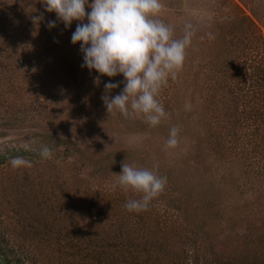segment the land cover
<instances>
[{
	"label": "rangeland",
	"instance_id": "374dc122",
	"mask_svg": "<svg viewBox=\"0 0 264 264\" xmlns=\"http://www.w3.org/2000/svg\"><path fill=\"white\" fill-rule=\"evenodd\" d=\"M161 3L174 38L192 37L182 69L160 90L166 115L153 127L107 113L104 85L124 77L81 67L80 45L71 43L78 21L65 28L41 0H0V47L21 28L33 33L16 48L25 51L16 72L0 67V217L10 244H23L31 260L57 261L63 234L94 230L109 242L160 239L174 258L185 244L191 261L202 248L217 264H264V108L256 111L264 87L255 88L264 86V0ZM41 146H54L51 158H41ZM12 153L35 161L13 168ZM122 163L167 177L146 211L124 207L140 196L118 186Z\"/></svg>",
	"mask_w": 264,
	"mask_h": 264
},
{
	"label": "clouds",
	"instance_id": "9594fccd",
	"mask_svg": "<svg viewBox=\"0 0 264 264\" xmlns=\"http://www.w3.org/2000/svg\"><path fill=\"white\" fill-rule=\"evenodd\" d=\"M46 11L54 12L65 28L78 21L71 35V43L80 45L83 54L81 67L95 70L101 76L123 75L124 87L119 94L109 95L119 83H105L101 99L107 113H119L125 118H143L150 126H157L166 113L157 99L169 78L175 79L182 69L186 49L192 33L174 38L173 29L160 19L161 0H41ZM90 9L89 11H86ZM86 20V22H85ZM56 21H50L49 28ZM99 82V77H97ZM178 129L170 130L167 144L175 147ZM25 151L30 146L25 144ZM39 155L51 158L47 146ZM13 168L31 167V162L17 156L10 160ZM158 165H153V169ZM118 186L124 192L139 194L124 207L129 212L146 211L167 184V177L156 171L122 163Z\"/></svg>",
	"mask_w": 264,
	"mask_h": 264
},
{
	"label": "trees",
	"instance_id": "16d2710c",
	"mask_svg": "<svg viewBox=\"0 0 264 264\" xmlns=\"http://www.w3.org/2000/svg\"><path fill=\"white\" fill-rule=\"evenodd\" d=\"M32 32L29 29L21 28L19 32L11 34L7 41L4 40L2 47H0V67L5 68L6 65H10V70L16 72V68L20 65V60L24 59V56L19 58V53H25V51H16V48L19 46H25L30 44L33 39ZM32 48V49H31ZM31 53L36 54L34 51V46H31ZM15 60V61H14ZM15 64V68L12 67V64ZM252 87V85H247ZM264 86L258 84L255 88L261 90ZM248 90V89H247ZM261 92V97H259L260 105L256 108L258 111L260 108H264V94ZM262 113L259 112L258 115ZM45 137H50L47 139H54V146H58L60 138H54L52 136L46 135ZM54 146H51L50 149H53ZM34 153L25 151L20 153V156L31 157ZM16 153L10 154L8 157L12 159ZM5 161V154L0 155V165ZM32 161H35L34 159ZM31 161V162H32ZM36 164V162H35ZM2 217H0V264H40L37 261L31 260L30 254L26 252L23 244L12 245L10 244V234L7 232L5 226L1 223ZM50 229V228H49ZM48 229V230H49ZM53 227L51 228V230ZM118 233H122V228H116ZM156 233L163 232V228H157ZM93 237H84V238H73L67 234H63L64 242H56V245L59 247L58 251L60 255L58 256L57 261L48 260L45 264H217L215 259L212 261H207L208 257L204 255V250L200 248L201 253L196 254V257L193 261L187 259V249L185 247L181 250V256L177 258L170 257V245H166L160 239L141 242H133L129 240V243H123L122 241H113L109 242L108 239L100 238L95 231H92ZM62 235V234H61ZM117 236V234H116ZM62 241V238L59 236L58 240ZM119 239V238H117ZM47 241V240H46ZM10 244V245H9ZM263 247V246H262ZM136 248V250L144 254L141 258L136 254L133 256L129 249ZM129 252L131 256L126 253ZM13 254L12 257H9V254ZM203 261V262H202ZM239 264H248V263H239Z\"/></svg>",
	"mask_w": 264,
	"mask_h": 264
}]
</instances>
